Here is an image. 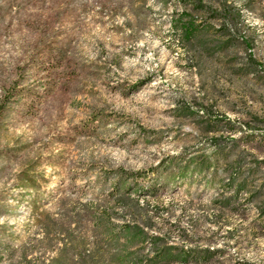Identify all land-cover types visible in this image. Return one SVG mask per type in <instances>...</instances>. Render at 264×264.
Segmentation results:
<instances>
[{
	"label": "rangeland",
	"instance_id": "1",
	"mask_svg": "<svg viewBox=\"0 0 264 264\" xmlns=\"http://www.w3.org/2000/svg\"><path fill=\"white\" fill-rule=\"evenodd\" d=\"M69 236L66 264H264V0H0V264Z\"/></svg>",
	"mask_w": 264,
	"mask_h": 264
},
{
	"label": "trees",
	"instance_id": "2",
	"mask_svg": "<svg viewBox=\"0 0 264 264\" xmlns=\"http://www.w3.org/2000/svg\"><path fill=\"white\" fill-rule=\"evenodd\" d=\"M184 1H187V0H184ZM182 27H183V30H192L193 24H191V25L188 24L186 27H184V26H182ZM64 225H65L64 223L60 224V226L58 228V229H60L59 232L67 229V228H65ZM46 231H48V230H46ZM74 239H75L74 236H69V239L67 241H64V239H63L64 243H63L62 248L60 249V254L56 257H53L51 259L50 264H66L67 263L64 253L68 251L69 245H72V242L74 241Z\"/></svg>",
	"mask_w": 264,
	"mask_h": 264
}]
</instances>
